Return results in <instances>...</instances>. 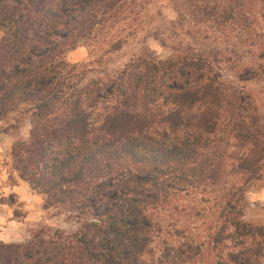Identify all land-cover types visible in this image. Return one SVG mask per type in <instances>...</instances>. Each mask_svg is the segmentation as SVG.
I'll list each match as a JSON object with an SVG mask.
<instances>
[{
    "label": "trees",
    "instance_id": "trees-1",
    "mask_svg": "<svg viewBox=\"0 0 264 264\" xmlns=\"http://www.w3.org/2000/svg\"><path fill=\"white\" fill-rule=\"evenodd\" d=\"M166 1L181 19L186 7L231 19L243 5ZM153 2L0 0V119L25 105L32 117L13 168L45 208L78 224L0 242V264H264V227L244 220L247 191L264 182V111L252 95L229 89L213 56L169 44L160 26L153 35L172 51L164 60L144 49L91 78L66 59Z\"/></svg>",
    "mask_w": 264,
    "mask_h": 264
},
{
    "label": "rangeland",
    "instance_id": "rangeland-1",
    "mask_svg": "<svg viewBox=\"0 0 264 264\" xmlns=\"http://www.w3.org/2000/svg\"><path fill=\"white\" fill-rule=\"evenodd\" d=\"M241 3V7L234 6L231 19L219 17V13L217 19L213 15L193 14L187 7L185 18L181 19L174 10L175 3L154 0L147 3L146 14L142 12L135 20H131L132 16L113 27L102 28L92 40H81L75 49L67 52L66 59L86 65L92 70L91 78L120 71L144 49L164 60L172 51L153 35L160 26L164 29L160 36L170 37L169 44L182 41L184 45H192L193 53L213 56L214 68L229 89L248 91L264 111V59L259 57L264 50L263 11L256 0H241ZM118 37L124 38L121 48L108 52L110 43ZM246 66L257 69L255 77L248 81L240 77ZM31 126L29 105L0 119V242L3 243L23 242L32 231L43 226L72 231L78 225L69 219L68 212L45 208L44 196L34 191L13 168L12 146L28 139ZM244 220L264 227V182L247 191Z\"/></svg>",
    "mask_w": 264,
    "mask_h": 264
}]
</instances>
